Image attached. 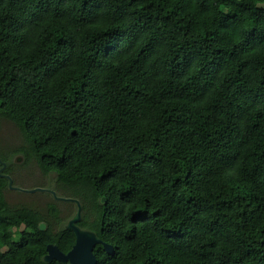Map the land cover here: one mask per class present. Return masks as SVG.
<instances>
[{"label":"trees","instance_id":"16d2710c","mask_svg":"<svg viewBox=\"0 0 264 264\" xmlns=\"http://www.w3.org/2000/svg\"><path fill=\"white\" fill-rule=\"evenodd\" d=\"M2 119L97 264H264V0H0ZM6 184L0 264H68L59 209Z\"/></svg>","mask_w":264,"mask_h":264},{"label":"rangeland","instance_id":"374dc122","mask_svg":"<svg viewBox=\"0 0 264 264\" xmlns=\"http://www.w3.org/2000/svg\"><path fill=\"white\" fill-rule=\"evenodd\" d=\"M23 144L24 141L18 127L13 122L2 119L0 121V152L8 158L5 167L9 170V173L11 172L9 177L11 182L10 185L8 184L9 188L31 190L38 187L54 190V175H43L34 160L26 161L24 157L18 153V148ZM18 156H20L21 159L17 162L16 158ZM11 189L5 191V198L9 203H16L18 201L23 202L38 209V211L42 213L45 212L48 205H55L60 211L59 219L61 224H65L75 213L76 205L74 203L57 201L50 193H18V191H13ZM54 191L57 196H61L56 190Z\"/></svg>","mask_w":264,"mask_h":264},{"label":"water","instance_id":"95a60500","mask_svg":"<svg viewBox=\"0 0 264 264\" xmlns=\"http://www.w3.org/2000/svg\"><path fill=\"white\" fill-rule=\"evenodd\" d=\"M21 159L20 156L16 158V161L18 162ZM6 163H2V168L5 167ZM9 180V176H6ZM11 180H9L10 185ZM18 190L19 188H14ZM22 192H28V193H34V192H47L54 196V199L57 201H63V202H70L74 203L76 205V210L73 216L68 219V221L65 223L64 227L71 229L75 234V242L71 249L64 253L54 244H48L46 246V254L44 255L45 261H51L53 259L58 260L62 263H68V264H97V259L93 253V248L95 244L101 243L103 249L107 254H113L114 250L111 245L101 242V240L96 236L95 233L81 229L77 226V222L80 221L81 215H82V207L80 202L75 198L65 197V196H57L55 194V191L50 188H34L31 190H20ZM100 202L103 203L104 199L101 198ZM39 228L43 230L45 228L44 223L39 224Z\"/></svg>","mask_w":264,"mask_h":264},{"label":"flooded vegetation","instance_id":"af4514ba","mask_svg":"<svg viewBox=\"0 0 264 264\" xmlns=\"http://www.w3.org/2000/svg\"><path fill=\"white\" fill-rule=\"evenodd\" d=\"M3 170H6V167L5 168H3V169H0V172L1 171H3ZM10 175H11V172L9 173H5V174H0V176H3V177H5V179L7 180V184H6V188L4 189V191H3V195H4V199H5V201L8 203V205L10 206V207H21V206H27V207H31V206H29L28 204H25V203H23V202H16V203H9L7 200H6V198H5V191L7 190V189H11V188H9V180L7 179V177L6 176H9L10 177ZM11 190H13V191H18V193H23L22 191H19V190H16V189H11ZM31 208H34V207H31ZM34 209H36V208H34ZM48 209V208H47ZM46 209V210H47ZM36 210H38V209H36Z\"/></svg>","mask_w":264,"mask_h":264}]
</instances>
